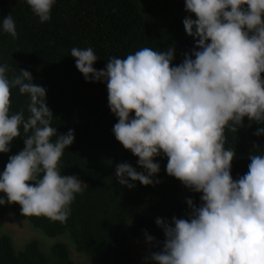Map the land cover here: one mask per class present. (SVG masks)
<instances>
[{
	"label": "clouds",
	"instance_id": "obj_1",
	"mask_svg": "<svg viewBox=\"0 0 264 264\" xmlns=\"http://www.w3.org/2000/svg\"><path fill=\"white\" fill-rule=\"evenodd\" d=\"M25 3L44 23L56 0ZM185 10L196 17L187 16L183 25L198 50L179 65H173L172 48L111 57L101 70L91 47H74L70 55L86 82L106 84L108 107L118 118L113 134L143 169L118 164V183L129 189L136 181L160 183L155 160L167 157V174L202 194L199 206L187 199V218L156 219L165 240L145 264H264V155L252 154L247 173L233 179L236 152L225 148L226 129L237 132L245 117L264 125V0H185ZM0 29L18 38L11 14ZM9 71L0 64V153L17 137L25 147L0 171V205L16 203L23 216L64 223L85 185L61 172L74 130L58 135L46 89L28 70L12 77ZM12 89L27 96V117L24 109L11 112ZM255 134L264 135V127Z\"/></svg>",
	"mask_w": 264,
	"mask_h": 264
},
{
	"label": "trees",
	"instance_id": "obj_2",
	"mask_svg": "<svg viewBox=\"0 0 264 264\" xmlns=\"http://www.w3.org/2000/svg\"><path fill=\"white\" fill-rule=\"evenodd\" d=\"M8 14L15 21L18 38L0 29V64L9 66V77L19 75L20 69L30 71L33 83L46 89L54 116L51 126L58 135L74 130V143L60 161L61 172L76 175L85 185L64 223L23 216L16 203L0 205V211L8 208L15 219L25 221L46 239L66 235L73 247L58 239L51 246L33 240L17 253L5 234L0 236V264H77L74 252L99 264H130L129 242L145 233L154 237L149 252L160 251L165 236L156 219L187 218V199L199 206L202 194L167 174V157L155 160L161 166L155 177L160 183L145 186L136 181L132 189L118 183L114 166L128 163L138 172L143 169L137 164L138 157L113 134L118 118L108 107L106 84L86 82L70 52L74 47L93 48L99 57L94 67L101 70L111 57L125 58L144 47L172 48L173 65H179L185 54L196 49L195 39L183 25L187 16L195 19V15L186 12L185 0H56L51 19L41 23L25 0H0V21ZM10 99L11 112L24 109L27 117V96L12 89ZM260 127L264 125L245 117L237 132L226 129L225 148L236 152L233 179L247 173L252 154L264 155V135L255 134ZM24 147L23 137L15 138L10 151L0 153V171Z\"/></svg>",
	"mask_w": 264,
	"mask_h": 264
},
{
	"label": "rangeland",
	"instance_id": "obj_3",
	"mask_svg": "<svg viewBox=\"0 0 264 264\" xmlns=\"http://www.w3.org/2000/svg\"><path fill=\"white\" fill-rule=\"evenodd\" d=\"M115 171H116V166H114V172ZM2 210L0 212V225H1L0 236L5 234L9 235V237L11 238L14 244L13 249L15 252L18 253L23 251L25 245L33 240L40 242L43 245L51 246L58 239V240H63V242H65L69 247H71L70 241L68 240V237L66 235L62 237V239L61 238L46 239L45 237H43V235L40 232L32 229L25 221L15 219L10 213V210L8 209H2ZM129 245L131 247L130 264L145 263V257H148L151 253L149 252L150 244L146 242V235L144 234L139 236L137 239L131 240L129 242ZM72 257L73 260L77 262V264H99L97 262L90 261L87 257L83 255H78L75 252Z\"/></svg>",
	"mask_w": 264,
	"mask_h": 264
}]
</instances>
